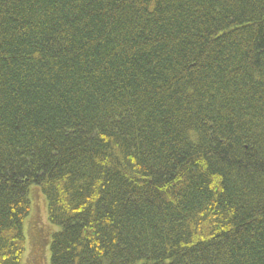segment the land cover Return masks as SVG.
<instances>
[{"label": "trees", "instance_id": "trees-1", "mask_svg": "<svg viewBox=\"0 0 264 264\" xmlns=\"http://www.w3.org/2000/svg\"><path fill=\"white\" fill-rule=\"evenodd\" d=\"M44 259L264 264V0H0V264Z\"/></svg>", "mask_w": 264, "mask_h": 264}, {"label": "rangeland", "instance_id": "rangeland-1", "mask_svg": "<svg viewBox=\"0 0 264 264\" xmlns=\"http://www.w3.org/2000/svg\"><path fill=\"white\" fill-rule=\"evenodd\" d=\"M37 198H38V211H37V214H38L39 219L41 221L40 222V225H44V223L47 222L46 221L47 201L44 199L43 196H41V194ZM32 213L34 214V210H33ZM44 262H45V264H47V262L45 261V259H44Z\"/></svg>", "mask_w": 264, "mask_h": 264}]
</instances>
